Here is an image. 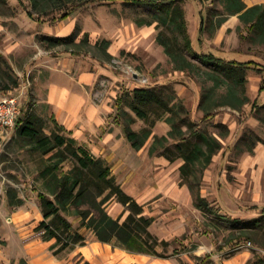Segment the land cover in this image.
Returning <instances> with one entry per match:
<instances>
[{"label":"rangeland","instance_id":"374dc122","mask_svg":"<svg viewBox=\"0 0 264 264\" xmlns=\"http://www.w3.org/2000/svg\"><path fill=\"white\" fill-rule=\"evenodd\" d=\"M22 1L34 12L35 19L20 0H0V88L7 85L12 93L25 88L20 120L28 112L37 113L45 119L46 133L50 134L55 128V112L44 101L49 82L76 84L75 81L85 79L84 93L91 96V103L98 106L106 120L97 134L99 138L88 139L93 145L89 152L101 151L102 136L109 131L113 133L110 150L116 149V156L112 153L110 162L106 160L112 175L127 194L144 206L146 214L155 217L157 233L167 237L171 233L168 240L173 247L169 252L177 248L180 254L168 259L169 262L222 264L223 258L249 251L250 264H264V91H260L263 77L257 65L246 70L245 89L234 100L228 97L229 83L216 86L209 75L215 69L185 50L183 42L180 48L193 65L185 71L171 61L158 42L162 30L158 23L139 25L140 18L151 20L155 10L122 2L89 4L53 25L50 19L59 13L43 17L45 22L39 23L41 15L32 9L31 0ZM182 8L188 36L197 53L214 52L226 60L255 61L260 68L264 67V45L253 36L241 39L242 34L249 35L247 27L238 16L225 15L220 0L203 4L200 0H187ZM202 17L205 30L200 40ZM222 19L226 22L219 26ZM72 34L74 41L68 43L45 39L67 38ZM163 85L171 88L187 109L185 118L201 122L200 129L216 137L221 145L204 171L200 189L216 208L215 214L196 208L194 194L181 180V159L170 162L161 154L151 156L148 152L154 135L166 136L171 130V125L165 122L167 115L157 120L143 149L121 146L127 140L125 125L131 124L138 132L149 126L127 106L132 97L130 91ZM209 112L215 117L204 121ZM131 118L135 122L129 123ZM46 159L20 138L18 128L4 131L0 127V264L81 261L80 255L70 249L55 255L51 248L55 241H43L36 231L44 219L38 192L48 191L41 177ZM70 168L71 164L65 163L59 173H67ZM8 195H17L23 205L11 206ZM118 206L113 201L107 211L117 217ZM17 210L20 214L14 216L11 211ZM69 220L74 228L80 227V220L75 217ZM177 225L181 227L173 233ZM82 231L87 242L97 239L91 230ZM248 242L252 247L246 246ZM240 244L243 248L234 251ZM208 246L213 247L215 254L221 253L219 261L211 259Z\"/></svg>","mask_w":264,"mask_h":264},{"label":"trees","instance_id":"16d2710c","mask_svg":"<svg viewBox=\"0 0 264 264\" xmlns=\"http://www.w3.org/2000/svg\"><path fill=\"white\" fill-rule=\"evenodd\" d=\"M187 0H31L32 9L41 15L37 20L59 13L50 19V24L67 20L85 5L103 3L111 4L122 2L132 7L144 6L155 10L151 20L140 18L139 25H153L158 23L162 30L158 34V42L164 47L168 57L185 71L193 66L188 60L185 50L195 55L201 62L215 71L210 78L216 86L229 83L228 97L234 100L240 98L247 83L246 70L256 66L263 77L260 91H264V67L260 68L255 61H236L225 59L216 53L196 52L192 40L188 36L185 10L182 4ZM205 3L208 0H200ZM26 12L35 19V14L24 5ZM227 16H238L239 20L247 27L248 36L241 35L242 40H249L252 36L264 45V4L249 7L244 0H220ZM200 40L205 30L202 17ZM226 19L220 20L222 26ZM52 43H68L74 41V35L67 38L45 37ZM183 42L185 50H181ZM9 86L0 88V92H8ZM131 98L126 102L138 119L144 120L149 126L141 131L132 129L131 124L125 125L124 132L133 149L139 151L149 141L157 120L167 115L165 122L171 125V130L166 136L154 135V141L149 148L150 155H163L170 162L181 159V180L187 185L195 196V206L204 213H216L207 197L200 192L204 171L211 165L216 153L221 148L218 139L204 133L200 129L201 122L185 118L187 109L177 100L176 94L167 85L156 87H142L130 91ZM243 104L242 102L240 103ZM152 115H155L153 118ZM184 115V117L182 116ZM214 114L207 113L203 120L214 118ZM55 128L50 134L46 133L45 119L37 113L28 112L24 120H18L16 127L20 138L29 146L38 150L47 157L41 177L45 181L48 191L38 192L43 221L40 222L37 232L41 233L43 241H55L52 245L54 254L65 250H75L77 246L87 244L86 235L82 229L91 230L97 240L109 243L114 248H122L128 253L151 255L156 258L170 259L180 251L169 248L173 243L157 238L151 231L155 218L145 214L143 205L135 198L126 194L121 184L112 175V168L103 157L90 154L71 137L63 126L54 121ZM135 119H129V123ZM184 127H187L184 130ZM65 163L71 164V170L60 174L59 168ZM201 174L198 177V174ZM9 204L21 206L24 201L17 195H8ZM118 201L125 207V212L118 219H114L108 205ZM127 214L124 220V215ZM69 217L80 220V227L74 228ZM84 264H91L85 262ZM250 264V262H248Z\"/></svg>","mask_w":264,"mask_h":264},{"label":"crops","instance_id":"0c3cea01","mask_svg":"<svg viewBox=\"0 0 264 264\" xmlns=\"http://www.w3.org/2000/svg\"><path fill=\"white\" fill-rule=\"evenodd\" d=\"M244 2L249 7H254V5L257 4H264V0H245ZM234 23H236V21ZM85 81H86L85 79H79L75 81L76 84H72V83L69 84L62 80L56 82L51 80L49 82L50 84L46 89V94H45L46 99L44 101L47 104H49L52 107L53 111L55 112V116H53V120L56 121L60 126H63L66 129V131L70 133L71 137L79 141L80 146H82L84 149L89 151V149H92L93 145L90 144V141L88 139L95 137L99 138L97 134L104 126L106 120L103 118L102 114L100 113L98 106L91 103L90 101L91 96H89V94L86 92L84 93L86 87ZM67 84L70 86H68ZM19 91L20 88H17L15 90V93ZM11 94L13 93L12 92H8L6 94L0 93V96L11 95ZM4 131H9V130L4 129ZM113 137L114 136L111 131H109L108 134H104V136H102L101 138L103 144L101 146L102 150L98 151L96 149L97 151L95 150L89 153L90 154L95 153V155H97L96 157H100V158L104 157V159L110 162V159H112V153H114L113 157L116 156L115 153L116 149H112V151L110 150V148L113 147V139H112ZM124 141L125 143L121 142V146L126 148L131 146L130 141H128V139L127 140L125 139ZM118 205H120L117 208L118 211L120 210L119 213L120 215L117 217L115 216L113 217L110 214L114 219H118L125 212V207L120 202H118ZM121 205L123 207V212L121 210ZM11 213L14 216H17V214H20V210H17V212L11 211ZM161 218L159 219L160 221L162 220ZM155 222L156 219L153 225L150 227V231L157 238L164 239L170 242L168 238L171 236V233L170 235L168 234L169 237H167V234L157 233V231L154 228L157 225ZM182 224L186 225L185 221H182ZM180 227H181L180 225L175 226L173 229V233L178 232L179 231L178 229ZM206 248L212 255L211 259L213 260L215 259L214 261H219L218 259L221 257V253L215 254L214 250H212L213 247L208 246ZM74 252L80 255L79 260L81 261H78V264H84L85 262H89L91 264H175L169 262L168 259H164V258L160 259L148 254L147 255L137 254V253L131 254L126 252L124 249L120 247L114 248L111 244L102 243L97 239H93L92 241L87 242L85 246H79L78 248H75ZM250 254L251 253L249 251L237 253L228 259L223 258L222 264H246L248 263V261H250V257H251Z\"/></svg>","mask_w":264,"mask_h":264},{"label":"built area","instance_id":"2783aa9c","mask_svg":"<svg viewBox=\"0 0 264 264\" xmlns=\"http://www.w3.org/2000/svg\"><path fill=\"white\" fill-rule=\"evenodd\" d=\"M25 88L11 95L0 96V126L6 130L13 131L16 129L18 120L22 113V101L24 100ZM247 247H252V243L248 242ZM243 245H237L234 251H239Z\"/></svg>","mask_w":264,"mask_h":264}]
</instances>
